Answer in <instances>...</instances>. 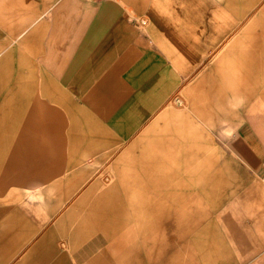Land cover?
Wrapping results in <instances>:
<instances>
[{
  "label": "crops",
  "instance_id": "crops-1",
  "mask_svg": "<svg viewBox=\"0 0 264 264\" xmlns=\"http://www.w3.org/2000/svg\"><path fill=\"white\" fill-rule=\"evenodd\" d=\"M130 2L0 0V190L39 159L46 180L0 205V264H264L238 249L264 239V0H155L151 26Z\"/></svg>",
  "mask_w": 264,
  "mask_h": 264
},
{
  "label": "rangeland",
  "instance_id": "rangeland-1",
  "mask_svg": "<svg viewBox=\"0 0 264 264\" xmlns=\"http://www.w3.org/2000/svg\"><path fill=\"white\" fill-rule=\"evenodd\" d=\"M120 1H122V0H120ZM154 1L155 0H146V2L139 4V1L132 0V2H130V9H131V12H133L132 16L135 19H139L140 22L143 23V25H145V26H151V25L156 24L159 17L157 16V14H155L153 12L152 7L154 4ZM134 6H138V8H140L139 9L140 13H136L137 11H133L136 9V8H134ZM143 21H145V22H143ZM218 45H220V44L218 43ZM216 46L217 45H215V46L211 45V46H209V49L207 48L208 51L205 50L207 52H205V55L203 56V58L199 59L198 63L195 65L196 67L193 71V75L188 78V80L190 82L196 81L197 78L199 77V75L201 74V72L213 64L214 54H215L214 52H215ZM178 99H181V96H179ZM60 103L65 108L68 106V108L64 111L66 128L67 129L72 128L73 126H71V124H72V122L74 123V121H75L74 117H81L85 113L80 107H78V105L76 104V101L71 96L69 99L66 98V100L64 102L60 101ZM57 119H58V117H55L54 121ZM238 127H239V125H237V124L226 126L224 128V131L229 136V138L232 139L233 137H235V135H237L236 131H237ZM260 130L262 132L264 131L263 125H261ZM261 137H264V136L261 135ZM50 145H52V143ZM190 155H191V152L187 151L186 156L182 159L189 160ZM26 164H27V166H25L21 169H17L15 171V173L7 176V178L5 180L7 182H5L4 187L0 190V205H9L11 203L14 204L18 200L20 201L21 199H27V197H29V198L32 197L33 194L35 192H37V189L41 186V184L46 181V180L42 181V179H40L41 175L37 174V173H40V171H42L41 170V165H43L42 159L38 160L37 165L39 167H37L36 164H34V166H32L31 163L26 162ZM33 167L37 168L38 172L31 174V171H33ZM250 171L253 172V174L255 175L254 176L255 180L252 183H256V182L264 183V159L262 156H261V161H260L259 165H257L254 169H251ZM17 174H19L18 179H16ZM48 179H49V176L47 177V180ZM254 191L255 190H251L250 188H248L245 190V194L251 193ZM252 196L256 197V195L255 196L252 195ZM206 207H208V206L206 205ZM145 210H146L145 222H142V227H144V230H142V236H141V241H140L141 243L139 245L140 249H147V247L153 246L154 241L157 238L155 235V232L153 231V229L155 227V223L153 221V219H154L153 218L154 217L153 209L146 206ZM205 210L209 211V207ZM242 217H244V213H242V215H241V213L238 214L236 219H235V222L233 221L234 222L233 228L237 231V233L241 232V230L237 227V225L240 226L242 224V225H245L246 227H249V225L251 224L249 217H247L246 219H242ZM130 224L135 228H137V226H138L137 222L134 221V216H133L132 210H131ZM247 235L249 238V242L247 243L248 245L240 246L238 249H261L262 247H264V246H262V242L264 241V239L257 238L256 236H254L253 232H247ZM133 249H138V243L135 246H133ZM166 256H168V254L166 252L164 254V252H163L162 257L164 258ZM156 261H157L156 258L152 259L150 257H147L146 264H156L155 263ZM158 261H157V263H158ZM183 264H185V262Z\"/></svg>",
  "mask_w": 264,
  "mask_h": 264
},
{
  "label": "built area",
  "instance_id": "built-area-1",
  "mask_svg": "<svg viewBox=\"0 0 264 264\" xmlns=\"http://www.w3.org/2000/svg\"><path fill=\"white\" fill-rule=\"evenodd\" d=\"M143 22H145V21H143Z\"/></svg>",
  "mask_w": 264,
  "mask_h": 264
}]
</instances>
